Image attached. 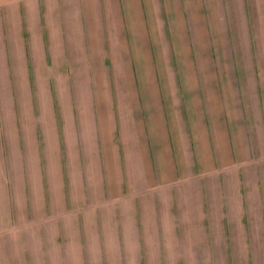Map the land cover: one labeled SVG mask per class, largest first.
<instances>
[{
  "label": "rangeland",
  "instance_id": "obj_1",
  "mask_svg": "<svg viewBox=\"0 0 264 264\" xmlns=\"http://www.w3.org/2000/svg\"><path fill=\"white\" fill-rule=\"evenodd\" d=\"M19 6L0 0V264H264V21L251 22L250 42L240 35L241 22L221 38L232 48L222 54L224 63L233 61L252 80L237 101V165L114 197L100 166L91 164L98 144L88 140L94 151L84 145L82 127L74 130L70 117L59 135L51 126L50 70L19 66L25 60ZM211 39L217 63V38ZM191 45L197 64L200 52ZM141 51L131 49L135 79L162 83L183 75L182 53ZM35 72L45 81L37 87ZM89 92L78 85L75 94ZM58 94L67 98L66 91Z\"/></svg>",
  "mask_w": 264,
  "mask_h": 264
},
{
  "label": "crops",
  "instance_id": "obj_2",
  "mask_svg": "<svg viewBox=\"0 0 264 264\" xmlns=\"http://www.w3.org/2000/svg\"><path fill=\"white\" fill-rule=\"evenodd\" d=\"M19 2L20 57H25L19 66L50 70V124L59 135L62 119L70 117L74 130L78 123L82 127L84 145L94 151L98 144V160L91 164L100 166L111 196L125 189L172 188L242 159L233 128L241 110L237 101L252 80L240 76L233 61L224 63L222 54L232 48L221 38L232 35V22H241L240 35L250 42L251 22L264 21V0ZM211 36L217 38V63ZM192 41L200 52L197 64ZM141 48L148 54L157 48L182 53L183 75L162 83L135 79L130 54L131 49L141 54ZM42 77L35 72L36 87L45 83L38 81ZM62 84L68 90L58 91ZM78 85L89 86V94L76 95ZM65 91L67 98L60 97Z\"/></svg>",
  "mask_w": 264,
  "mask_h": 264
}]
</instances>
